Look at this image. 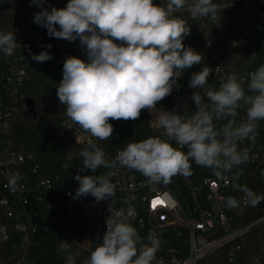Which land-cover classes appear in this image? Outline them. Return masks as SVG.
<instances>
[{"label": "clouds", "instance_id": "1", "mask_svg": "<svg viewBox=\"0 0 264 264\" xmlns=\"http://www.w3.org/2000/svg\"><path fill=\"white\" fill-rule=\"evenodd\" d=\"M45 3L30 0V6L40 9L33 22L44 27L49 37L70 43L79 40L86 52V59L73 55L64 59L56 88L59 103L66 107L64 114L75 126L76 143H81V133L90 137L78 151L66 153L63 167L71 168L70 162L78 157L80 171L93 174L74 177L79 186L73 199L91 196L95 202L108 201L110 213L100 242L82 264H163L157 258L162 243L159 236L150 231L142 237L130 222L134 214L131 206H115L117 184L111 170L127 169L139 173L148 185H167L175 176H192L195 164L216 177L235 169L239 180L241 166L250 161L249 149L240 145L245 140L255 143L259 122L264 121V64L244 78L221 76L218 87L209 83L212 69L201 53L184 45L191 29L177 13L215 18L218 5L214 0H68L65 7L50 10ZM214 22L218 24L219 17ZM16 31H0V52L7 56L22 46ZM23 47L29 48L35 62L53 59L48 51L34 54L28 45ZM200 64L205 66L191 71L187 85L195 90L191 96L195 111L158 108L174 89H180L183 75ZM215 72H220V66ZM142 110L157 114L153 126L162 134L130 141L114 159L107 158L97 141L112 138L110 121L138 120ZM241 111L243 117L238 119ZM97 169L106 171L96 175ZM21 179L18 172L10 175L11 191L17 190ZM232 187L251 206L264 202V192L246 184L233 183ZM224 205L238 208L239 200L227 196ZM57 251L65 255L66 264H75L67 240L60 241Z\"/></svg>", "mask_w": 264, "mask_h": 264}, {"label": "built area", "instance_id": "2", "mask_svg": "<svg viewBox=\"0 0 264 264\" xmlns=\"http://www.w3.org/2000/svg\"><path fill=\"white\" fill-rule=\"evenodd\" d=\"M29 2L0 0V31L18 29L15 35L22 45L10 56L0 52V264H44L31 254L42 243L54 246V264H66L65 255L57 251L62 239L71 244L75 264H82L106 231L105 219L110 215L108 201L95 202L91 196L73 199L79 186L74 177L93 173L80 171L82 163L78 157L70 162L71 168L65 169L63 165L66 153L69 150L75 153L90 137L81 133V143H76L75 126L64 114L66 107L61 105L60 118H53L65 148L61 161L44 165L34 154L17 146L14 139L13 119L28 111L25 89L32 75L48 74L57 81L62 79L59 68L46 70L45 62L33 61L29 48L23 45H28L34 54L47 51L48 45L56 47L58 52L71 54L79 46V40L70 43L49 37L44 27L33 22L34 14L40 9L29 6ZM67 2L46 0L45 7L63 8ZM154 2L163 3V0ZM214 3L218 5L215 18H194L187 11L177 15L191 17L204 31L203 56L206 66L212 69L209 83L218 87L221 76L236 74L244 78L247 75L242 69L229 67V53L249 67L256 58L255 48L259 43L264 48V0H214ZM236 8L248 12L252 18L241 21L238 14L231 20L229 13ZM218 17L217 24L214 19ZM80 58L86 59V53ZM219 66L220 72L216 73ZM187 76L183 75L180 89H174L171 96L159 102L158 108L195 111L191 99L195 90L188 88ZM241 82L246 88V81ZM156 115L147 111L146 138L162 134L161 129L153 126ZM242 117L241 111L238 119ZM110 122L118 126V121ZM257 131L255 143L245 140L240 145L249 149L250 161L241 166L243 175L239 180L234 176L235 169L226 176L216 177L195 164L192 176H175L167 185H148L139 173L127 169L111 170L112 180L117 184L115 206L125 209L131 206L134 214L130 222L142 237L150 231L159 236L162 243L157 258L163 264H208L210 260L218 264H264V202L251 206L232 187L233 183L246 184L258 193L264 192L261 175L264 121L259 122ZM97 144L110 159L126 145L116 143L115 131L111 139ZM103 171L106 170L97 169L95 174ZM17 172L22 179L13 192L9 177ZM227 196L237 197L239 207H225ZM158 200L163 203L153 206Z\"/></svg>", "mask_w": 264, "mask_h": 264}, {"label": "trees", "instance_id": "3", "mask_svg": "<svg viewBox=\"0 0 264 264\" xmlns=\"http://www.w3.org/2000/svg\"><path fill=\"white\" fill-rule=\"evenodd\" d=\"M240 15L241 21L250 20L251 15L239 8L233 9L229 13V18L232 20L236 15ZM187 22L190 27V34L185 37L183 43L185 46L194 48L197 52L203 55L205 51L206 37L204 31L198 26L197 22L189 16L178 15ZM256 58L251 60L250 66L245 67L232 53H229L228 64L230 68L242 69L244 74L255 70L261 64H264V48L261 43L255 48ZM203 67V64L196 65L192 70L186 72L188 74L187 81L190 78L191 71H198ZM53 82H60L51 78L48 74H33L32 78L25 89V97L33 98L36 102L35 113L31 114L28 111L24 112V117L27 121H18L13 126L14 139L17 146L23 147L26 153L34 154L37 161L44 165L54 164L64 158L65 148L60 136H58V126L54 119L50 117V109L46 104L48 91ZM147 110H142L138 120L118 121L114 126L116 134V143L127 144L130 141H139L146 138L148 131ZM54 246L52 244L42 243L36 249L32 250L34 256L39 262L44 264H54L53 255Z\"/></svg>", "mask_w": 264, "mask_h": 264}, {"label": "rangeland", "instance_id": "4", "mask_svg": "<svg viewBox=\"0 0 264 264\" xmlns=\"http://www.w3.org/2000/svg\"><path fill=\"white\" fill-rule=\"evenodd\" d=\"M29 6H30V2H29ZM47 49H48L47 51L50 52V54L53 56V59L45 62V64H44L45 69L49 70V68H59V73H61V74H63L62 73L63 61L67 56L73 55V56L80 57L81 54L86 53L85 50L80 46V44L76 50L71 52V54H69L67 52L62 53L61 51L58 52L56 50V47L47 48ZM244 58L246 59V56H244ZM58 83L59 82H53L51 84V87L48 91V97L50 96V99H47V101H46L47 102L46 104H48L49 109H50V111H49L50 117H52L54 119H58L61 116V104L59 103L58 98L54 99V96L56 94V88L58 87ZM18 121L26 122L27 119H26V117H24V115L21 116V113H20L16 117H14L13 124L15 125ZM207 263L208 264H218L216 261H212V260L208 261Z\"/></svg>", "mask_w": 264, "mask_h": 264}, {"label": "water", "instance_id": "5", "mask_svg": "<svg viewBox=\"0 0 264 264\" xmlns=\"http://www.w3.org/2000/svg\"><path fill=\"white\" fill-rule=\"evenodd\" d=\"M27 110L29 113L34 114L36 109V101L33 98H26Z\"/></svg>", "mask_w": 264, "mask_h": 264}, {"label": "snow or ice", "instance_id": "6", "mask_svg": "<svg viewBox=\"0 0 264 264\" xmlns=\"http://www.w3.org/2000/svg\"><path fill=\"white\" fill-rule=\"evenodd\" d=\"M161 203H163V201H159V200L158 201H155L154 204H153V206H156V204H161Z\"/></svg>", "mask_w": 264, "mask_h": 264}]
</instances>
